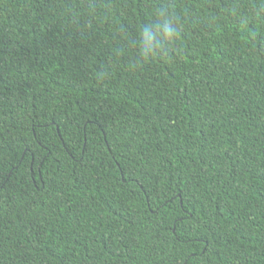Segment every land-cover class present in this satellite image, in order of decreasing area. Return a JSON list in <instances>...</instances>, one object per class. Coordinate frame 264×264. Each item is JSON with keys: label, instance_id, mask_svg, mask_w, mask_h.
<instances>
[{"label": "trees", "instance_id": "16d2710c", "mask_svg": "<svg viewBox=\"0 0 264 264\" xmlns=\"http://www.w3.org/2000/svg\"><path fill=\"white\" fill-rule=\"evenodd\" d=\"M0 264H264V0H0Z\"/></svg>", "mask_w": 264, "mask_h": 264}, {"label": "clouds", "instance_id": "9594fccd", "mask_svg": "<svg viewBox=\"0 0 264 264\" xmlns=\"http://www.w3.org/2000/svg\"><path fill=\"white\" fill-rule=\"evenodd\" d=\"M162 22L156 25V31L145 27L141 31L140 43L142 46L141 56L148 57L149 54L158 47L157 33H162L163 37L169 41H174L178 35V26L174 27L172 20L167 13L161 12Z\"/></svg>", "mask_w": 264, "mask_h": 264}]
</instances>
